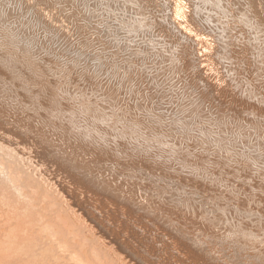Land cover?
<instances>
[{
    "label": "water",
    "instance_id": "1",
    "mask_svg": "<svg viewBox=\"0 0 264 264\" xmlns=\"http://www.w3.org/2000/svg\"><path fill=\"white\" fill-rule=\"evenodd\" d=\"M0 157L129 264H264V0H0Z\"/></svg>",
    "mask_w": 264,
    "mask_h": 264
},
{
    "label": "bare ground",
    "instance_id": "2",
    "mask_svg": "<svg viewBox=\"0 0 264 264\" xmlns=\"http://www.w3.org/2000/svg\"><path fill=\"white\" fill-rule=\"evenodd\" d=\"M40 175L0 157V264H129Z\"/></svg>",
    "mask_w": 264,
    "mask_h": 264
}]
</instances>
